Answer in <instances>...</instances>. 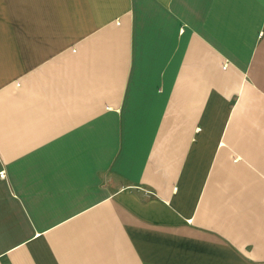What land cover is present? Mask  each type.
<instances>
[{"label":"crops","instance_id":"crops-1","mask_svg":"<svg viewBox=\"0 0 264 264\" xmlns=\"http://www.w3.org/2000/svg\"><path fill=\"white\" fill-rule=\"evenodd\" d=\"M0 264H264V0H0Z\"/></svg>","mask_w":264,"mask_h":264},{"label":"built area","instance_id":"built-area-1","mask_svg":"<svg viewBox=\"0 0 264 264\" xmlns=\"http://www.w3.org/2000/svg\"><path fill=\"white\" fill-rule=\"evenodd\" d=\"M0 177L1 178H4L5 177V174L2 172V173H0Z\"/></svg>","mask_w":264,"mask_h":264}]
</instances>
